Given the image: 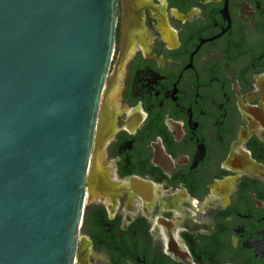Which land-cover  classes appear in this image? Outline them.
I'll return each mask as SVG.
<instances>
[{
    "label": "flooded vegetation",
    "instance_id": "flooded-vegetation-1",
    "mask_svg": "<svg viewBox=\"0 0 264 264\" xmlns=\"http://www.w3.org/2000/svg\"><path fill=\"white\" fill-rule=\"evenodd\" d=\"M74 264H264V0H116Z\"/></svg>",
    "mask_w": 264,
    "mask_h": 264
},
{
    "label": "water",
    "instance_id": "water-1",
    "mask_svg": "<svg viewBox=\"0 0 264 264\" xmlns=\"http://www.w3.org/2000/svg\"><path fill=\"white\" fill-rule=\"evenodd\" d=\"M116 0H0V264H74Z\"/></svg>",
    "mask_w": 264,
    "mask_h": 264
}]
</instances>
